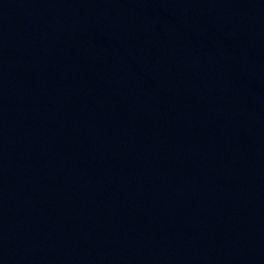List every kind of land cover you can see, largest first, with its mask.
Returning <instances> with one entry per match:
<instances>
[{"label":"water","instance_id":"obj_1","mask_svg":"<svg viewBox=\"0 0 264 264\" xmlns=\"http://www.w3.org/2000/svg\"><path fill=\"white\" fill-rule=\"evenodd\" d=\"M0 264H264V0H0Z\"/></svg>","mask_w":264,"mask_h":264}]
</instances>
